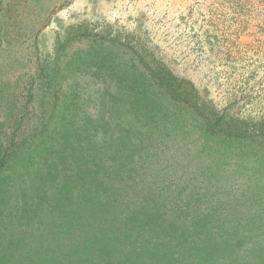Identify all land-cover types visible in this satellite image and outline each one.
I'll return each mask as SVG.
<instances>
[{
  "label": "rangeland",
  "instance_id": "374dc122",
  "mask_svg": "<svg viewBox=\"0 0 264 264\" xmlns=\"http://www.w3.org/2000/svg\"><path fill=\"white\" fill-rule=\"evenodd\" d=\"M0 139V189L92 206L124 250L145 237L126 214L155 200L189 213L158 247L218 221L232 252L204 264H264V0H0ZM4 212L22 235L0 236V264L78 263L54 238L30 254L23 214Z\"/></svg>",
  "mask_w": 264,
  "mask_h": 264
},
{
  "label": "trees",
  "instance_id": "16d2710c",
  "mask_svg": "<svg viewBox=\"0 0 264 264\" xmlns=\"http://www.w3.org/2000/svg\"><path fill=\"white\" fill-rule=\"evenodd\" d=\"M156 77L163 86H169V88L176 86V88L173 89H177L180 86V84L175 82V79L165 67L158 68ZM179 92L185 95L187 94L186 90ZM198 115H201L200 118L205 120L204 115L201 113ZM3 143L4 142L0 139V171L6 169L5 163L9 160V155L6 152L7 147L4 146ZM35 172L34 177L30 179V185L32 188L35 187L34 181L36 180V177L43 178L42 173L44 171L36 170ZM11 190V186H6L0 189V205L2 206V204L6 203L7 206L0 211H5L4 213H6L13 208H17L19 212L24 215L20 218L23 220L22 223L24 225L29 226L30 229L27 237L31 238L30 240L33 244V247L30 246L28 249V251L30 250V254L34 249L37 250L40 248L41 250L43 248L42 243L53 240V238L56 239L59 245L63 244L65 246V244L71 243L69 245L74 246L75 250L72 255L73 257H77V264H89V262L97 257V255L104 256L102 259L104 264H204V261L209 256L216 257L217 255L224 258L225 256H229L232 252L231 249H228L227 251L228 246H230L227 245L228 241L231 239L230 234L228 235L220 229L222 226L218 225V221H215V224L217 225L213 227L217 230L213 231L215 233L213 237L210 235L211 238L209 237V234L204 236L207 232L206 229H204V223L202 225L204 230L200 226L194 228L196 234L193 235V238H196H194V240L192 238L193 241L190 240L191 242H188L189 245L183 244L185 242L184 240L176 243V245H166V243L163 242L164 244L158 247L157 244L158 242H161V239H164L167 236L172 237L171 235L174 236V221L181 217L185 220L189 215L187 207L181 205H176V207L171 210H163V212L160 210L161 206L155 200L153 202L147 201V203L142 206H134L136 209L133 207L126 214V227H128L130 231L137 232L138 229H142V231L145 232V237L138 242L136 239L132 240V236L129 237L128 239L132 241L129 244L130 250L128 251L127 248L126 250L123 249V247H126L128 240H122L123 236L128 235V232L123 233L122 231V237H120L122 241L119 242L120 238L115 239L113 232L109 234V228L111 227L110 217L98 213L96 208L93 207L92 209V206L90 208L88 207V210L84 211L87 212L88 217L83 218L82 213L84 212L78 209L79 205H75L74 207H72L73 204L66 205L69 204L67 202L69 198L64 195L60 198L57 194L53 199L51 194V202H53V200L55 201L53 204L50 201L45 202L44 198L50 197L48 194L41 196L39 201L30 202L25 198L21 199L20 196L16 197L15 193ZM22 194H26V191L23 190ZM13 195H15V197H13ZM10 199L11 203L9 204ZM18 199L23 203L24 207H16ZM48 207L49 210H47ZM45 212L47 214H52L53 217L46 221V219H44ZM12 218L13 217H9L10 221L8 217L6 221L5 216L0 218V236H5L4 238H1L2 241L8 240L9 238V242L13 240H21V229L19 232L15 233V236L11 233L16 228L19 217H14V219L11 220ZM33 219H35L36 223L30 224L29 221ZM202 219H204V217L199 220ZM48 222L50 225L49 231L48 225H44ZM51 228L54 229V232L52 233L50 232ZM83 229H85V231H83L84 233L82 236L81 231ZM49 233L52 237L51 235H48ZM174 238L177 239V237ZM95 253L97 255H95ZM123 253H125L126 256L124 255L122 258H117V255H123ZM32 258L35 259V256L31 255L29 260L31 261ZM162 261H164V263H162ZM57 263L60 264V261Z\"/></svg>",
  "mask_w": 264,
  "mask_h": 264
}]
</instances>
